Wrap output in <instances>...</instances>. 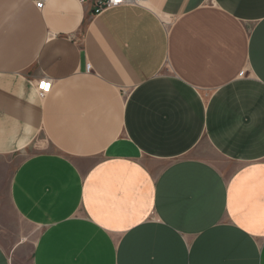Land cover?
I'll use <instances>...</instances> for the list:
<instances>
[{"label": "crops", "instance_id": "obj_1", "mask_svg": "<svg viewBox=\"0 0 264 264\" xmlns=\"http://www.w3.org/2000/svg\"><path fill=\"white\" fill-rule=\"evenodd\" d=\"M93 2L0 0V264H264V0Z\"/></svg>", "mask_w": 264, "mask_h": 264}, {"label": "built area", "instance_id": "obj_2", "mask_svg": "<svg viewBox=\"0 0 264 264\" xmlns=\"http://www.w3.org/2000/svg\"><path fill=\"white\" fill-rule=\"evenodd\" d=\"M36 7L42 9L47 0H33ZM88 0H81L82 3ZM143 0H94L93 12L94 14H100L106 9L117 7L124 4H141ZM52 83L47 79L40 82L39 92L41 95L49 92Z\"/></svg>", "mask_w": 264, "mask_h": 264}, {"label": "rangeland", "instance_id": "obj_3", "mask_svg": "<svg viewBox=\"0 0 264 264\" xmlns=\"http://www.w3.org/2000/svg\"><path fill=\"white\" fill-rule=\"evenodd\" d=\"M40 141H44L45 140V137L44 136H40L39 138ZM4 196H3V206L5 207H9V204H8V200L6 198V191L3 192ZM29 230V229H27ZM29 235L30 237L26 238V243L25 245L21 246L17 253H16V256L19 257V260H20V264H30V252H31V249H32V241H33V235L34 234V230H29Z\"/></svg>", "mask_w": 264, "mask_h": 264}]
</instances>
